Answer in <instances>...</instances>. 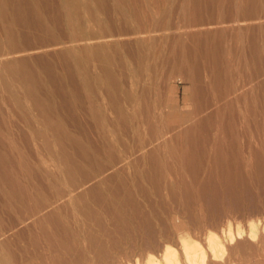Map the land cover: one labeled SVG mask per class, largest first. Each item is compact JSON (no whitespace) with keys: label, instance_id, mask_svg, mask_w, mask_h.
I'll return each mask as SVG.
<instances>
[{"label":"rangeland","instance_id":"obj_1","mask_svg":"<svg viewBox=\"0 0 264 264\" xmlns=\"http://www.w3.org/2000/svg\"><path fill=\"white\" fill-rule=\"evenodd\" d=\"M263 20L264 0H0V208L28 207L23 257L182 263L187 241L264 264Z\"/></svg>","mask_w":264,"mask_h":264},{"label":"bare ground","instance_id":"obj_2","mask_svg":"<svg viewBox=\"0 0 264 264\" xmlns=\"http://www.w3.org/2000/svg\"><path fill=\"white\" fill-rule=\"evenodd\" d=\"M119 1V0H117ZM138 1V0H137ZM153 2V1H152ZM144 5V4H143ZM142 5V6H143ZM74 8V7H73ZM156 8V7H155ZM75 9V8H74ZM135 9V8H133ZM140 10V9H139ZM20 11V10H19ZM134 11V10H133ZM132 11V12H133ZM143 12V11H142ZM146 12V11H145ZM29 15V14H28ZM137 17V15H136ZM146 21V20H145ZM264 21V20H263ZM248 22V21H247ZM247 22H244V23H247ZM253 22V21H251ZM164 23V22H163ZM249 23V22H248ZM139 24V23H138ZM227 24V23H226ZM238 24V23H236ZM241 24V23H240ZM235 25V24H234ZM148 26V25H147ZM221 26V25H220ZM224 26V25H223ZM242 26V25H241ZM215 27V26H214ZM218 27V26H217ZM230 27V26H229ZM142 29V27H141ZM190 31V29H189ZM188 31V32H189ZM180 32V31H178ZM195 32V31H194ZM181 33V32H180ZM170 34V33H169ZM176 34V32H175ZM140 35V33H139ZM146 35V34H144ZM171 35V34H170ZM137 36V35H136ZM120 37V36H119ZM126 37V35H125ZM132 37V36H131ZM135 37V36H134ZM130 38V37H129ZM128 38V40H130ZM113 39V38H112ZM117 39V38H115ZM105 40V39H104ZM111 40V39H110ZM101 41V40H100ZM78 42V41H77ZM75 42V43H77ZM93 42V41H91ZM98 42V41H97ZM105 42V41H104ZM87 43L89 44V42L87 41ZM86 43V44H87ZM103 43V42H102ZM67 45V44H66ZM76 45V44H75ZM65 46V45H64ZM69 46V45H67ZM58 47V46H56ZM102 46H99L97 45L95 48L96 49H102L101 48ZM60 48V47H59ZM91 48H93L92 45H87V47H85L84 49V54H83V57L87 58L89 57V52L91 50ZM35 49V48H34ZM47 49V48H46ZM50 49V48H49ZM53 49V48H52ZM55 49V47H54ZM58 50V48H57ZM186 50V49H185ZM36 51V50H35ZM40 51V50H39ZM44 51V50H43ZM60 51V50H59ZM29 52V51H28ZM32 52V51H31ZM58 52V51H57ZM129 52V51H128ZM30 55V54H29ZM9 56V55H8ZM58 56V55H57ZM3 57V56H2ZM164 60V58H163ZM44 61V60H43ZM26 63V62H25ZM170 63V62H169ZM86 64V63H85ZM92 67V66H91ZM221 69H224V68H221ZM93 72V71H92ZM36 73V72H35ZM104 74L107 75L108 77H99V76H95L94 77V82L93 84L96 85L97 88H99L101 90V92H104L106 95H111V87L114 86V82L112 81L111 78H109V73L107 70L104 71ZM26 75V74H25ZM89 75V74H88ZM196 81V80H195ZM37 83V82H36ZM84 84H87L86 81L83 82ZM203 84V83H202ZM196 86V85H195ZM58 87V85H57ZM247 87V86H246ZM243 88V87H242ZM28 89V88H27ZM30 89V87H29ZM58 89V88H57ZM217 92V90H216ZM215 92V93H216ZM198 94V93H197ZM236 94V93H235ZM56 97V96H55ZM199 97V96H198ZM221 97V96H220ZM113 98V97H112ZM111 98V99H112ZM202 100V98H201ZM219 105V104H218ZM118 109V108H117ZM26 116V115H25ZM226 117V116H225ZM120 118V116H119ZM87 121V120H86ZM68 123V122H67ZM82 123V122H81ZM187 124V123H186ZM210 124V123H209ZM213 124V123H212ZM123 125V124H122ZM149 126V125H148ZM222 126V125H221ZM125 127V126H124ZM223 127V126H222ZM136 131V130H135ZM133 132V131H132ZM89 133V132H88ZM26 136V135H25ZM133 136V135H132ZM142 136V135H141ZM166 137V136H165ZM109 139V138H106V140ZM21 140V139H20ZM163 140V139H162ZM109 141V140H108ZM143 142V141H142ZM202 142V141H201ZM155 144V143H154ZM105 145V144H104ZM112 145V144H111ZM113 146V145H112ZM133 146V145H132ZM217 146V145H215ZM85 147V146H84ZM106 147V146H105ZM95 152V151H94ZM101 152V151H100ZM143 152H144V149H143ZM98 153V152H97ZM136 153V152H135ZM137 154V153H136ZM148 154V153H147ZM126 156V155H125ZM10 158V157H9ZM98 158V157H97ZM130 160V159H129ZM185 161V160H184ZM95 163V162H94ZM190 163V162H189ZM101 164V162H100ZM150 165V164H149ZM157 165V164H156ZM140 167V165H139ZM146 167V166H145ZM151 168V167H150ZM145 171V170H144ZM143 171V172H144ZM103 172V171H102ZM101 172V173H102ZM151 173V172H150ZM103 174V173H102ZM146 174V173H144ZM107 177V176H106ZM110 177V176H109ZM149 177V176H148ZM144 179V178H143ZM145 180V179H144ZM139 181V180H138ZM135 183V182H134ZM116 187V186H115ZM92 188V187H91ZM143 189V188H142ZM145 189V188H144ZM147 192V191H146ZM94 195V194H93ZM96 195V194H95ZM111 195V194H110ZM133 195V194H132ZM78 197V196H77ZM102 198V197H101ZM78 199V198H77ZM76 199V200H77ZM82 199V198H81ZM79 200V199H78ZM28 201V200H27ZM29 203V202H28ZM26 205V204H25ZM38 205H41V204H38ZM131 205V204H130ZM83 206V204L81 205ZM43 207V206H42ZM42 207H39V206H35L34 209L36 210V218H45V217H48L50 215H52L51 212H46V213H43V214H38L39 211L42 210ZM130 207V206H129ZM28 208V207H27ZM27 208H24L23 209V214L20 216V218H18L17 220H13L11 222H9L7 225L4 224L3 220H2V215H1V210L2 208H0V264H33L31 262V260H29L28 258H26V256L23 257L22 253L24 252V248H22L21 245H18V236L19 235H22L26 232H28L30 230V227H31V224L28 223V218L30 217L28 214H27ZM124 208V207H123ZM95 210V209H94ZM35 214V213H34ZM90 215H91V212H90ZM107 215V214H106ZM95 216V215H94ZM32 218V217H31ZM101 218V217H100ZM110 219V218H109ZM11 220V219H10ZM100 220V219H99ZM45 221V220H44ZM36 222V221H35ZM94 222V221H93ZM112 222V221H111ZM56 223V222H55ZM124 224V223H123ZM129 225V223H127ZM254 225V224H253ZM58 226V225H57ZM51 227V226H50ZM49 227V228H50ZM253 227V226H252ZM258 227V226H257ZM255 228V227H254ZM253 228V229H254ZM119 229V228H118ZM256 229V228H255ZM251 230V229H249ZM264 230V229H263ZM262 230V231H263ZM255 231V230H254ZM257 231V230H256ZM40 232V231H39ZM239 232V231H238ZM237 232V233H238ZM243 233V231H241ZM240 232V233H241ZM248 232V230H247ZM246 232V233H247ZM250 232V231H249ZM36 233V232H35ZM239 233V234H240ZM241 233V234H242ZM264 232H262L263 234ZM255 234V233H254ZM257 234V233H256ZM74 236V235H73ZM153 236V235H152ZM236 237V235H234ZM250 236H253V233L250 234ZM25 237V236H24ZM40 237V236H39ZM72 237V236H71ZM230 238L227 240V241H231L233 237L229 236ZM238 237V236H237ZM236 237V238H237ZM243 237V236H242ZM37 238V237H36ZM73 238V237H72ZM180 238V237H179ZM248 238V237H247ZM254 238V237H253ZM39 239V238H38ZM61 239V238H60ZM67 239V238H66ZM65 239V241H66ZM227 239V238H226ZM252 239V238H251ZM51 240V238H50ZM223 241V240H222ZM26 242V241H25ZM72 242V241H71ZM146 242V241H145ZM219 243V241H218ZM216 242V240L214 239L213 236H209V245L211 247V249L213 250V256L215 258V252H214V248H218L221 252H224L225 251V247L224 245L221 243V247H219V244ZM224 243V242H223ZM226 243V242H225ZM224 243V244H225ZM25 244V243H24ZM93 244V243H92ZM161 244V243H160ZM148 245V244H147ZM227 245V243L225 244ZM32 246V245H31ZM56 246V244H55ZM72 246V245H71ZM182 246V245H181ZM43 247V246H42ZM61 248V247H60ZM183 248H184V260L181 262H178L177 259H176V256H175V253L173 251V249H171L170 247H165L164 251H163V259L165 261V264H191V263H195V262H198V260L200 259L201 260V263L204 262L205 260V255L203 256L202 253L200 252H195V245L194 244H191L190 242H187V241H183ZM51 249V248H50ZM72 249V248H71ZM49 250V249H48ZM64 250V249H63ZM66 251V250H64ZM90 251V250H89ZM108 251V250H107ZM201 251V250H200ZM45 252V251H44ZM43 252V253H44ZM62 252V251H61ZM52 253V252H51ZM107 252H105L106 254ZM205 253V252H204ZM209 253V251H208ZM70 254V253H69ZM211 254V253H210ZM222 254V253H221ZM61 255V254H60ZM101 255V254H100ZM44 256V255H43ZM96 256V255H95ZM123 256V255H122ZM52 257V256H51ZM110 257V256H109ZM183 257V256H182ZM212 256H210L211 258ZM219 257V255L217 256ZM111 259V258H110ZM75 260V259H74ZM207 260V259H206ZM63 261V260H62ZM61 261V262H62ZM116 261V260H115ZM123 261H124V258H123ZM136 262V261H135ZM134 262V264H135ZM76 263V262H75ZM90 263V262H89ZM97 263V262H96ZM128 263V261H127ZM130 263V262H129ZM163 263V261H162ZM200 263V261L198 262ZM197 263V264H198ZM200 263V264H201ZM101 264V263H100ZM147 264H156V260L153 259L152 257H149L148 261H147Z\"/></svg>","mask_w":264,"mask_h":264}]
</instances>
